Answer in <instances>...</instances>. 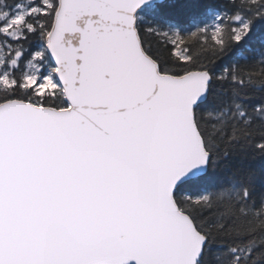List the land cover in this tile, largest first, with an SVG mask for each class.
Wrapping results in <instances>:
<instances>
[{
  "label": "snow or ice",
  "instance_id": "6c2138e0",
  "mask_svg": "<svg viewBox=\"0 0 264 264\" xmlns=\"http://www.w3.org/2000/svg\"><path fill=\"white\" fill-rule=\"evenodd\" d=\"M0 264H264V0H0Z\"/></svg>",
  "mask_w": 264,
  "mask_h": 264
}]
</instances>
